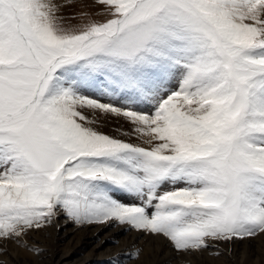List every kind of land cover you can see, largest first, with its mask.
<instances>
[{
  "label": "snow or ice",
  "instance_id": "snow-or-ice-1",
  "mask_svg": "<svg viewBox=\"0 0 264 264\" xmlns=\"http://www.w3.org/2000/svg\"><path fill=\"white\" fill-rule=\"evenodd\" d=\"M73 2L0 0V241L39 253L61 216L178 253L264 234V0Z\"/></svg>",
  "mask_w": 264,
  "mask_h": 264
},
{
  "label": "bare ground",
  "instance_id": "bare-ground-1",
  "mask_svg": "<svg viewBox=\"0 0 264 264\" xmlns=\"http://www.w3.org/2000/svg\"><path fill=\"white\" fill-rule=\"evenodd\" d=\"M25 239L41 251L36 253L0 241L5 249L0 252V261L3 264H117L112 258L119 254V264H251L264 249V234H260L197 253H178L165 238L146 236L126 225L77 226L63 216L41 230L29 232ZM137 249L139 255L128 258L127 254Z\"/></svg>",
  "mask_w": 264,
  "mask_h": 264
},
{
  "label": "rangeland",
  "instance_id": "rangeland-1",
  "mask_svg": "<svg viewBox=\"0 0 264 264\" xmlns=\"http://www.w3.org/2000/svg\"><path fill=\"white\" fill-rule=\"evenodd\" d=\"M81 11H89L92 13H96V12H103V9L101 8V6L96 5L94 0H74V2L72 4L67 5L63 9V14L65 16L71 17L72 15L78 14ZM94 18L98 19V20H103L107 17L105 15H100V16H94ZM70 23L71 24H78L79 23V17L77 16V19L71 20ZM121 124L123 125L122 130L126 131L128 128V125L122 121L120 122V124H117L116 122H112V123L108 124L107 126H105L104 128H102L101 130L104 131L105 133L115 135L116 133L114 132V129L116 127H119ZM133 142H135V140H133ZM261 250H262L261 254L257 257L260 259L253 258L251 264H264V249H261ZM231 251H232V248L229 247L228 248V257H230V258H231ZM235 263L236 262H233V264H235Z\"/></svg>",
  "mask_w": 264,
  "mask_h": 264
}]
</instances>
